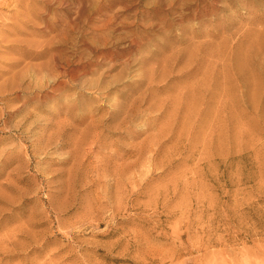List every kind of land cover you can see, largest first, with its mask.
Returning <instances> with one entry per match:
<instances>
[{"label":"rangeland","instance_id":"obj_1","mask_svg":"<svg viewBox=\"0 0 264 264\" xmlns=\"http://www.w3.org/2000/svg\"><path fill=\"white\" fill-rule=\"evenodd\" d=\"M0 264H264V0H0Z\"/></svg>","mask_w":264,"mask_h":264}]
</instances>
